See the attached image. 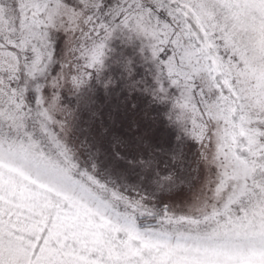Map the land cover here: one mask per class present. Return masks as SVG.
<instances>
[{
	"label": "snow or ice",
	"instance_id": "obj_1",
	"mask_svg": "<svg viewBox=\"0 0 264 264\" xmlns=\"http://www.w3.org/2000/svg\"><path fill=\"white\" fill-rule=\"evenodd\" d=\"M0 264H264V0H0Z\"/></svg>",
	"mask_w": 264,
	"mask_h": 264
}]
</instances>
